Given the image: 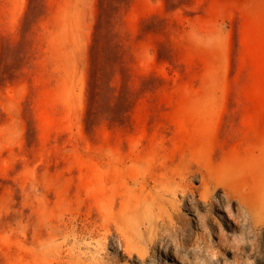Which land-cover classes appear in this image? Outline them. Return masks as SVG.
I'll return each mask as SVG.
<instances>
[{
	"label": "rangeland",
	"instance_id": "1",
	"mask_svg": "<svg viewBox=\"0 0 264 264\" xmlns=\"http://www.w3.org/2000/svg\"><path fill=\"white\" fill-rule=\"evenodd\" d=\"M0 264H264V0H0Z\"/></svg>",
	"mask_w": 264,
	"mask_h": 264
}]
</instances>
